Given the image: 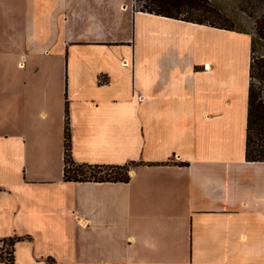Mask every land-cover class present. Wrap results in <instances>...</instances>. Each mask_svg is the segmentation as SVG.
<instances>
[{"label":"crops","instance_id":"0c3cea01","mask_svg":"<svg viewBox=\"0 0 264 264\" xmlns=\"http://www.w3.org/2000/svg\"><path fill=\"white\" fill-rule=\"evenodd\" d=\"M250 44L134 0H0L13 264H264V161L245 159ZM66 107L72 159L133 162L127 181L64 179Z\"/></svg>","mask_w":264,"mask_h":264},{"label":"trees","instance_id":"16d2710c","mask_svg":"<svg viewBox=\"0 0 264 264\" xmlns=\"http://www.w3.org/2000/svg\"><path fill=\"white\" fill-rule=\"evenodd\" d=\"M233 1L240 2L238 10L252 21L253 28L235 27L226 8L214 0H134V4L137 2L136 9L141 11L251 34L245 159L264 161V0ZM258 39L263 41L261 49ZM132 163L116 165L75 162L70 154V130L65 108L64 179L127 181ZM18 239V236L0 238V261L13 264V245Z\"/></svg>","mask_w":264,"mask_h":264},{"label":"rangeland","instance_id":"374dc122","mask_svg":"<svg viewBox=\"0 0 264 264\" xmlns=\"http://www.w3.org/2000/svg\"><path fill=\"white\" fill-rule=\"evenodd\" d=\"M220 3L223 7L226 8V13L229 15V19L234 24L235 27H244V28H253L252 21L246 17L241 11L238 10V6L240 4L239 1H231V0H214ZM138 3L135 2V5ZM261 43L263 41L258 39V45H260V49L262 48ZM257 83V81L255 80ZM258 84V83H257Z\"/></svg>","mask_w":264,"mask_h":264}]
</instances>
